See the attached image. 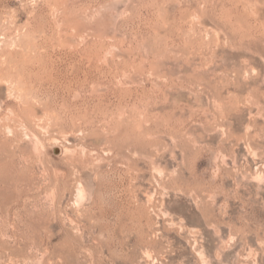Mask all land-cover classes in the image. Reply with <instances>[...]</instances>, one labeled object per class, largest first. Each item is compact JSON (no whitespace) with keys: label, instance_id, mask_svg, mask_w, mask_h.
I'll list each match as a JSON object with an SVG mask.
<instances>
[{"label":"rangeland","instance_id":"obj_1","mask_svg":"<svg viewBox=\"0 0 264 264\" xmlns=\"http://www.w3.org/2000/svg\"><path fill=\"white\" fill-rule=\"evenodd\" d=\"M0 264H264V0H0Z\"/></svg>","mask_w":264,"mask_h":264},{"label":"bare ground","instance_id":"obj_2","mask_svg":"<svg viewBox=\"0 0 264 264\" xmlns=\"http://www.w3.org/2000/svg\"><path fill=\"white\" fill-rule=\"evenodd\" d=\"M256 3H257V1H256ZM8 131V130H7ZM45 141V140H44ZM53 141V140H52ZM53 142H56L55 140L53 141ZM41 143V142H40ZM41 145V144H40ZM57 149V148H56ZM43 152H44V150H42ZM64 152V151H63ZM58 153H62V150H59V152ZM62 155V154H61ZM50 161V160H49ZM89 164V163H88ZM160 168V167H159ZM89 170H90V168H89ZM94 178V177H93ZM96 181V180H95ZM78 187V186H77ZM78 194L80 195L81 194V192L80 191H78ZM83 195V194H82ZM77 209V208H76Z\"/></svg>","mask_w":264,"mask_h":264}]
</instances>
